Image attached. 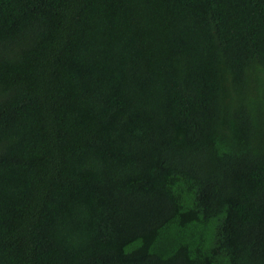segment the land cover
I'll return each mask as SVG.
<instances>
[{
  "label": "trees",
  "instance_id": "16d2710c",
  "mask_svg": "<svg viewBox=\"0 0 264 264\" xmlns=\"http://www.w3.org/2000/svg\"><path fill=\"white\" fill-rule=\"evenodd\" d=\"M0 264H264V0H0Z\"/></svg>",
  "mask_w": 264,
  "mask_h": 264
}]
</instances>
